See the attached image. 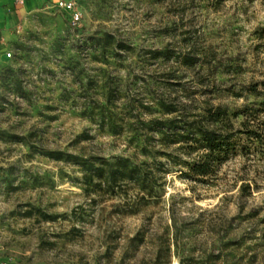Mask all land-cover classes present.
Masks as SVG:
<instances>
[{
    "label": "rangeland",
    "instance_id": "obj_1",
    "mask_svg": "<svg viewBox=\"0 0 264 264\" xmlns=\"http://www.w3.org/2000/svg\"><path fill=\"white\" fill-rule=\"evenodd\" d=\"M56 1L16 2L0 27V54L11 52L0 56V255L14 264H264V140L237 134L212 182L180 177L156 154L167 172L147 189L99 183L44 154L151 160L166 149L160 133L144 140L151 119L171 115L162 95L185 113L221 104L235 127L238 111L261 109L254 123L264 127V0H75L77 23ZM106 31L134 48L103 47ZM109 85L117 94L105 103Z\"/></svg>",
    "mask_w": 264,
    "mask_h": 264
},
{
    "label": "trees",
    "instance_id": "obj_2",
    "mask_svg": "<svg viewBox=\"0 0 264 264\" xmlns=\"http://www.w3.org/2000/svg\"><path fill=\"white\" fill-rule=\"evenodd\" d=\"M98 43L103 47L111 43L113 50H116L115 54L120 50L127 52L134 48L107 31L98 38ZM153 54L165 56L166 51L155 50ZM183 61L185 64H193L188 54H185ZM116 94V88L109 85L104 97L105 103H112ZM158 103L171 115L153 118L145 125L148 132L144 139L146 143L150 144V140L155 138L149 134L157 132L166 147L162 151H149L151 160L137 161L131 156L123 155L100 160L93 155L80 157L63 150H48L44 154L53 159L79 165L99 183L128 181L147 189L149 185L157 184L159 178L164 179L163 174L167 172L163 162L156 159V154L165 156L173 165H179L180 177L198 182H212L217 177L221 165L235 152L234 140L237 134H246L259 142L264 140V127L254 123L261 109L252 113V107H244L242 111H238L237 113H242L245 117L240 123L241 127H235L228 110L221 104L205 101L202 111L185 113L179 110L174 101L163 95L159 97ZM101 108L104 109V106Z\"/></svg>",
    "mask_w": 264,
    "mask_h": 264
},
{
    "label": "built area",
    "instance_id": "obj_3",
    "mask_svg": "<svg viewBox=\"0 0 264 264\" xmlns=\"http://www.w3.org/2000/svg\"><path fill=\"white\" fill-rule=\"evenodd\" d=\"M17 3H23V0H15ZM56 5L58 8L62 9L69 14L70 21L72 23H77L82 18V12L80 11L75 0H57ZM2 57L4 59H9L11 57V52H4ZM0 264H14L8 257L0 255Z\"/></svg>",
    "mask_w": 264,
    "mask_h": 264
},
{
    "label": "crops",
    "instance_id": "obj_4",
    "mask_svg": "<svg viewBox=\"0 0 264 264\" xmlns=\"http://www.w3.org/2000/svg\"><path fill=\"white\" fill-rule=\"evenodd\" d=\"M45 1L46 0H23V5L21 6L20 9L35 7L42 4ZM14 3H16L15 0H0V27L5 17H8L10 15ZM3 53L0 54V56H2Z\"/></svg>",
    "mask_w": 264,
    "mask_h": 264
},
{
    "label": "bare ground",
    "instance_id": "obj_5",
    "mask_svg": "<svg viewBox=\"0 0 264 264\" xmlns=\"http://www.w3.org/2000/svg\"><path fill=\"white\" fill-rule=\"evenodd\" d=\"M174 264H176V263H174Z\"/></svg>",
    "mask_w": 264,
    "mask_h": 264
}]
</instances>
